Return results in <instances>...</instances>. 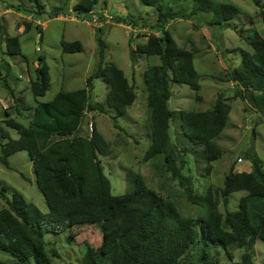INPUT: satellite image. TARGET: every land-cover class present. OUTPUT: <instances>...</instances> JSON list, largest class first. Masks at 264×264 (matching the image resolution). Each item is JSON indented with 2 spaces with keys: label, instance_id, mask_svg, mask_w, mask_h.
<instances>
[{
  "label": "trees",
  "instance_id": "1",
  "mask_svg": "<svg viewBox=\"0 0 264 264\" xmlns=\"http://www.w3.org/2000/svg\"><path fill=\"white\" fill-rule=\"evenodd\" d=\"M101 1L80 0L73 11L88 16ZM139 1L156 8L158 18L152 28L159 35H146L145 44L131 48L132 64L138 63L142 56L159 57L161 61L144 73L151 129V144L144 160L162 158L161 169L178 181L192 204L206 205L207 214L198 219L182 217L174 204L132 171L126 177L131 188L122 195H113L100 159L112 154L110 144L94 124L89 135L80 132L89 112L110 115L118 128L117 119L127 116L137 94L123 70L106 64V44L101 36L98 67L87 79L85 88L60 91L52 101L39 102L51 87L50 68L40 56L36 79L32 81L38 105L30 126L25 127L7 110V118L0 121V162L10 168L9 157L27 152L49 210L41 212L17 190L12 191L10 200L3 193L10 191V187H3L0 196L6 200V207L0 208V251L9 254L13 261L0 260V264H53L52 259L58 253L48 236L66 232L73 235L75 227L89 224L99 226L103 240L99 247L87 246L81 264H184L197 246L201 247L198 264H220L214 254L219 250L231 261L235 250H245L241 264H256L255 246L258 241L264 243V160L250 149L244 153L252 165L250 173H239L232 167L223 187L216 191L209 189L206 195L194 193L192 178L183 173L189 154L204 161L210 174L213 163L224 155L216 140L228 126L232 107L222 93L207 111H173L169 107L174 84L187 85L196 93L201 90L194 66L197 51L178 45L167 30L169 22L211 13L212 26H229L243 12L235 4L215 0H195L191 15L175 12L168 6L187 0ZM255 2L260 6V1ZM38 14H44L41 4ZM261 14L264 20V12ZM53 15L58 17L59 13ZM117 23L135 27L138 24L134 19H118ZM38 30L43 40V29ZM98 30L101 33L102 28ZM5 40L7 55H22L19 37ZM247 43L250 50H241V65L228 73L227 80L234 85V98L243 101L245 111H253L264 120V37L254 30ZM61 45L64 53L83 51L79 41L63 40ZM97 79L108 87L103 104L92 103ZM197 98L202 99L198 94ZM172 123L177 124L175 143L170 134ZM10 130L18 134L17 139L12 138ZM182 137L191 148L182 143ZM238 192L245 195L239 199L238 209L229 211L230 197ZM219 201L225 206V213L219 211Z\"/></svg>",
  "mask_w": 264,
  "mask_h": 264
},
{
  "label": "rangeland",
  "instance_id": "2",
  "mask_svg": "<svg viewBox=\"0 0 264 264\" xmlns=\"http://www.w3.org/2000/svg\"><path fill=\"white\" fill-rule=\"evenodd\" d=\"M80 0H0V121L5 120V111L13 118L29 127L37 108V99L32 92V81L36 79L35 69L39 57L43 56L50 68L51 87L39 102H50L60 91H74L86 87L87 79L96 71L99 62L98 37L106 44V64H114L124 71L137 94L136 102L128 108L127 116L117 119L118 128L110 115L89 112L85 118L81 135H89L92 125L110 144L112 154L101 156L105 175L112 185L113 195H122L130 188L127 172L143 176L146 184L170 201L178 213L185 218L198 219L207 214L206 205L192 204L184 195L178 181L161 168L162 158L146 162L145 153L151 144V129L148 120V91L144 73L149 66L159 65V57H140L135 65L131 61V48L147 42L146 35L153 30L158 18L156 8L144 6L139 0H102L92 14L77 15L73 7ZM232 3L243 14L230 22L229 26H212L213 14L198 13L188 19H175L169 22L167 30L178 45L186 50L195 49L197 54L194 66L198 72L200 92L196 93L187 85L174 84L169 107L173 111H207L216 102L219 94L229 99L232 107L227 128L216 142L224 150L223 157L213 163V170L206 172L207 164L189 154L188 164L183 173L192 178V189L198 195H206L224 185L225 176L231 168L237 171L248 170L252 165L244 153L255 150L264 160V120L253 111H245V104L235 99L234 85L227 80L228 73L241 65V50H250L247 38L256 30L264 37V0L260 6L255 0H215ZM39 4L44 6V14L39 15ZM195 0L169 3L175 12L182 11L191 15ZM59 13L55 17L53 13ZM97 19L98 25L93 23ZM118 19H134L137 26L119 24ZM30 25L29 30L26 28ZM38 27L43 29V40ZM99 28H102L101 33ZM6 37H19L22 55H7ZM83 45L79 53H64L62 41ZM95 89L92 103L103 104L108 87L102 79L94 81ZM11 89L9 90V88ZM13 92V94L11 93ZM197 94L202 97L197 98ZM176 123H172L170 134L177 142ZM13 139L18 138L10 130ZM182 143H187L181 138ZM184 146V145H183ZM10 168L0 162V191L12 199V191L20 192L27 202L33 203L48 213L45 198L38 188L33 164L27 152H19L9 157ZM244 192L230 197L228 209L236 211L239 199ZM6 207V200L0 196V208ZM218 209L225 213V206L219 201ZM73 235L66 232L60 236L49 235L48 239L58 253L53 264H81L87 246L99 247L103 237L98 225H83L73 229ZM69 240L68 237H72ZM201 247L197 246L187 256L184 264H198ZM245 250H235L231 261L223 250L215 251L220 264H241ZM0 260L12 262L13 258L0 251ZM256 264H264V243L258 241L254 250Z\"/></svg>",
  "mask_w": 264,
  "mask_h": 264
},
{
  "label": "crops",
  "instance_id": "3",
  "mask_svg": "<svg viewBox=\"0 0 264 264\" xmlns=\"http://www.w3.org/2000/svg\"><path fill=\"white\" fill-rule=\"evenodd\" d=\"M222 136V135H221ZM237 168H235L236 172L242 173V172H246V173H250L252 171V166L248 169V170H242V171H237Z\"/></svg>",
  "mask_w": 264,
  "mask_h": 264
},
{
  "label": "built area",
  "instance_id": "4",
  "mask_svg": "<svg viewBox=\"0 0 264 264\" xmlns=\"http://www.w3.org/2000/svg\"><path fill=\"white\" fill-rule=\"evenodd\" d=\"M93 23L98 25V21L96 18H94Z\"/></svg>",
  "mask_w": 264,
  "mask_h": 264
}]
</instances>
